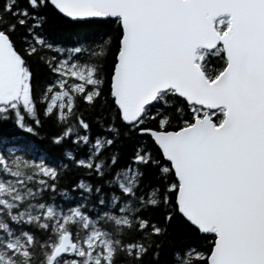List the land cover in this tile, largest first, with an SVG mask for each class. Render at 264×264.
<instances>
[{
	"label": "snow or ice",
	"instance_id": "1",
	"mask_svg": "<svg viewBox=\"0 0 264 264\" xmlns=\"http://www.w3.org/2000/svg\"><path fill=\"white\" fill-rule=\"evenodd\" d=\"M50 13L95 33L54 47ZM42 118L58 162L0 134V264H264V0H0V127Z\"/></svg>",
	"mask_w": 264,
	"mask_h": 264
},
{
	"label": "trees",
	"instance_id": "2",
	"mask_svg": "<svg viewBox=\"0 0 264 264\" xmlns=\"http://www.w3.org/2000/svg\"><path fill=\"white\" fill-rule=\"evenodd\" d=\"M43 33L46 38L53 43L54 47H72L75 40L81 35L92 36L95 33V29L89 26H82L70 22L68 19L59 17L50 13L47 18V22L44 24ZM17 48H20L19 42H17ZM43 55L47 58L50 55H59L56 52H38L36 55L28 57V63L32 72V84L33 94L38 86L43 85L45 81L51 82L53 74L49 68L41 62L39 57ZM66 55V53H65ZM83 105L81 106V109ZM99 108H97V112ZM84 118L92 124L93 131H96L95 120L96 113L91 111L83 112ZM56 127L52 119H43L41 121V127L39 129V135L29 136L25 133L11 127V125H4L0 127V134L9 135L15 133L17 136L30 141L35 146L34 156L45 158L49 163L58 162L61 159L63 146H55L49 143L48 135L55 132ZM125 151H127L125 149ZM78 179L76 172L69 171L62 178V185H66L71 188L72 183ZM146 181L151 179V174H146ZM78 197V194H73ZM169 235L165 240L164 247L161 249V261L166 262L171 257L175 256L173 249H178L192 244L194 237L190 231L183 227L179 220H173V223L169 226ZM202 243V241L200 242ZM197 246V245H192Z\"/></svg>",
	"mask_w": 264,
	"mask_h": 264
}]
</instances>
